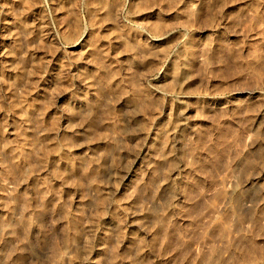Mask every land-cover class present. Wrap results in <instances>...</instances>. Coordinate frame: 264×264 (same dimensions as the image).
<instances>
[{"label": "rangeland", "instance_id": "1", "mask_svg": "<svg viewBox=\"0 0 264 264\" xmlns=\"http://www.w3.org/2000/svg\"><path fill=\"white\" fill-rule=\"evenodd\" d=\"M0 264H264V0H0Z\"/></svg>", "mask_w": 264, "mask_h": 264}, {"label": "bare ground", "instance_id": "2", "mask_svg": "<svg viewBox=\"0 0 264 264\" xmlns=\"http://www.w3.org/2000/svg\"><path fill=\"white\" fill-rule=\"evenodd\" d=\"M231 178H232V177H231ZM231 178L229 179V182L232 181ZM233 181H234V180H233ZM232 183H233V182H232ZM230 185H231V183H230Z\"/></svg>", "mask_w": 264, "mask_h": 264}]
</instances>
